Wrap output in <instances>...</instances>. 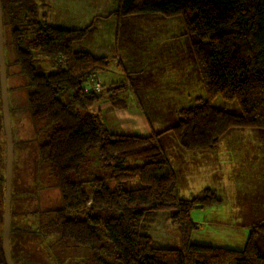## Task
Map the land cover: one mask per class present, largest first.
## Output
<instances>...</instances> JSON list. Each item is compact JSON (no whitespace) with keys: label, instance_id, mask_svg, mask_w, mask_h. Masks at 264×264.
<instances>
[{"label":"trees","instance_id":"obj_1","mask_svg":"<svg viewBox=\"0 0 264 264\" xmlns=\"http://www.w3.org/2000/svg\"><path fill=\"white\" fill-rule=\"evenodd\" d=\"M116 1L115 8L99 17H179L183 35L190 39L186 59L205 93L193 105L182 107L178 122L164 131L148 136L112 134L102 113L93 110L103 90L97 93L85 86L89 73L109 69L115 60L74 46L92 32L94 22L81 28L53 25L46 19L39 24L31 39L35 52L64 58L47 74L36 71L33 52L22 46L20 28L12 27L16 60L32 87V114L52 122V132L40 143L39 152L52 162L63 194L64 207L57 210L62 237L89 246L98 264H264V221L251 226L242 249L191 242L192 231L198 227L191 213L195 204L213 206L222 197L209 187L201 195L181 197L178 176L163 143V133L169 130L190 151L214 150L233 128H253L264 134V0ZM3 4L2 0L4 14ZM121 87L111 85L109 90ZM63 89L72 90L67 102L59 97ZM217 95L236 100L240 112L213 105ZM96 145L112 171V184L94 177L89 179L94 188L88 191L85 181L72 180L70 172L80 170L89 149ZM130 157L145 162L129 165L125 162ZM131 179H138L139 185L128 187ZM158 210L174 211L171 219L181 233L180 247L154 245L149 223L158 220ZM104 237L113 248L112 260L97 254L108 249ZM0 264H7L1 224Z\"/></svg>","mask_w":264,"mask_h":264},{"label":"rangeland","instance_id":"obj_2","mask_svg":"<svg viewBox=\"0 0 264 264\" xmlns=\"http://www.w3.org/2000/svg\"><path fill=\"white\" fill-rule=\"evenodd\" d=\"M3 2L9 106L14 142L10 234L14 263L98 264L94 259V250L87 245L76 243L69 237L64 238L60 233L57 210L64 207L63 194L52 162L41 158L39 152L40 143L52 132V122L46 116L34 117L32 114L29 101L32 87L29 78L22 72L16 60L12 27L20 28L22 46L33 52L36 71L47 74L56 69L64 58L58 57V61L51 55L35 52L31 39L39 24L46 19L53 25L81 28L93 21L96 33L91 32L86 38L77 41L74 44L75 48L82 44L95 45L96 41L111 42L114 48L125 55V65L119 71L129 70L127 76H130V81L137 87L146 114L152 121L166 117L172 126L176 122V116L177 122L179 120V110L193 105L196 97L205 93L190 64L182 60L188 56L190 39L183 35L184 26L179 17L161 15H132L121 18L112 16L105 19L99 17L100 14L115 8L116 0H3ZM188 61L190 62L189 58ZM91 75L96 79L94 72L86 77L87 81L92 83L88 79ZM98 82L101 89L89 91L100 93L104 85L101 81ZM62 92L59 97L65 102L69 101L72 90L63 89ZM212 104L234 112L241 110L236 100L222 95L213 98ZM174 108L179 109L172 111ZM104 122L106 124L105 120ZM169 138H173L175 142H171ZM163 139L164 146L168 144L165 150L170 160L171 158L174 162L178 160L179 165H183L187 154L181 150L182 146L174 138L172 130L163 133ZM215 149L206 153L209 160L211 159L209 162L211 168L208 172L200 176L192 172V176L187 177L191 178L188 181L192 180L187 187H183L182 184L179 187L178 184L181 197L203 194L205 183L216 188L222 197V202L213 205L211 210L204 205L196 207L199 203L195 204L193 213H201L207 222L204 226L195 222L198 227L192 231L191 242L242 249L251 226L264 221V134L253 128H233ZM7 158L8 145L0 81L2 234ZM143 162L145 159L141 157H130L127 160L129 165ZM194 162L201 164L198 159H193ZM70 175L72 180H84L88 191L94 188L93 182L89 180L94 177H104L108 184H112V171L103 163L99 145L89 149L87 160L80 170L72 171ZM138 181L131 179L127 186L130 188L138 186L140 182ZM173 212L158 210V220L149 223V233L155 246H181V233L171 219ZM243 226L249 229L245 237L243 236L245 232L241 230ZM100 233L104 236L102 228ZM106 241L104 237L108 249L97 254L105 255L112 260L115 256L113 248Z\"/></svg>","mask_w":264,"mask_h":264},{"label":"crops","instance_id":"obj_3","mask_svg":"<svg viewBox=\"0 0 264 264\" xmlns=\"http://www.w3.org/2000/svg\"><path fill=\"white\" fill-rule=\"evenodd\" d=\"M43 5H45V3H43ZM101 18L105 19L106 17H101ZM92 32H93L92 34L96 33L95 27L92 30ZM76 49L86 50L91 52L95 56H107L115 60V62H113L112 66L109 69L102 70L98 73V78L104 85L103 88L104 89L106 88L107 91H105L103 96L93 105V110L100 111L102 113L103 118L108 126V129L112 134H137L141 136H148L154 133H159L161 131H164L168 129L170 126H172L170 123L167 122L166 117H161L158 120L152 121L149 118L148 114H146L142 100L139 98L140 95L138 89L135 86V84L134 83L132 84V81H130V76L129 75L127 76L129 70H125L124 72L119 71L120 68L123 69L125 65L126 62L125 55L123 54V52H120L116 47L114 48L111 42L96 41L95 45L82 44L79 48ZM119 59L121 62L118 61ZM182 60L189 63L191 66V70L194 71L192 64L187 59L183 58ZM113 67L115 68L113 69ZM116 80L119 82L117 83ZM118 84H123L124 86L116 91L108 90V88L111 85H118ZM178 109L179 108H174L172 109V111H176ZM176 122H177V116H176ZM176 122H174L173 125H175ZM169 139L171 142H175L173 138H169ZM166 146H168V144ZM166 146H164V149ZM181 150L185 151V154H187L186 162L183 165H179L178 160L176 162H174V160L172 161V158L170 160L167 153L166 155L170 161L171 166L173 167V169L175 170L178 176L179 187L181 184L183 187H187L191 184L192 181V180L188 181L191 178L187 179V177L188 176L191 177L192 172H194V174L198 173V176H200L210 170L211 167L209 162L211 161V159L209 160L206 153H210L212 151H215L216 149L205 150V151H199V150L190 151L183 149L181 147ZM193 159L200 160L201 164L196 162L193 163ZM205 184H206V186H204L205 189L208 187L209 188L213 187L209 183H205ZM213 189L217 191L216 188L213 187ZM211 207L213 206H207V208H209L208 210H211ZM207 215L209 214L207 213ZM192 218L194 222H196L197 224L202 223V226H204V224L207 222L206 218H204L203 215H201V213L199 212L193 213L192 211ZM241 230L245 232L243 235L245 237L249 229L246 226H243Z\"/></svg>","mask_w":264,"mask_h":264},{"label":"water","instance_id":"obj_4","mask_svg":"<svg viewBox=\"0 0 264 264\" xmlns=\"http://www.w3.org/2000/svg\"><path fill=\"white\" fill-rule=\"evenodd\" d=\"M0 81H1V94L3 100V112L4 122L7 135L8 145V158L6 169V194H5V208H4V220H3V250L7 264H15L10 243L11 234V200H12V178H13V163H14V142L13 132L11 126L10 106H9V93H8V76H7V64L5 54V35L3 24V10L2 0H0ZM203 206L202 203L196 205V207Z\"/></svg>","mask_w":264,"mask_h":264},{"label":"built area","instance_id":"obj_5","mask_svg":"<svg viewBox=\"0 0 264 264\" xmlns=\"http://www.w3.org/2000/svg\"><path fill=\"white\" fill-rule=\"evenodd\" d=\"M95 76H96V74H95ZM88 79L90 81H92V83L89 82V81H86L87 85L85 87H86L87 90H91V89L100 90L101 89V85L98 82L99 80L97 79V77L95 79L94 75H91Z\"/></svg>","mask_w":264,"mask_h":264}]
</instances>
